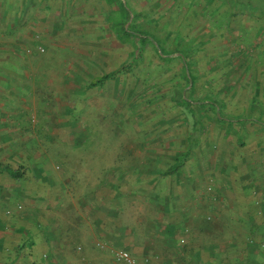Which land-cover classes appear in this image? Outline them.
I'll list each match as a JSON object with an SVG mask.
<instances>
[{"label": "rangeland", "instance_id": "obj_1", "mask_svg": "<svg viewBox=\"0 0 264 264\" xmlns=\"http://www.w3.org/2000/svg\"><path fill=\"white\" fill-rule=\"evenodd\" d=\"M248 13L264 17V0H0V164L24 176L0 173V264H49L29 258L35 240L12 230L33 208L55 203L40 194L75 192L76 179L86 190L88 177L102 175L116 194H140L128 200L129 213L175 205L182 223L184 191L166 196L171 164L186 151L181 178L199 177L202 163L262 173L264 56L253 62L252 50L244 53L249 36L239 34L263 35L264 27L248 24ZM243 118L255 125L236 122ZM211 176L203 195L215 208ZM178 227L148 244L169 243L179 264H197L185 262L194 241ZM208 235L215 247L216 234ZM260 245L248 251L264 252ZM95 247L109 263L137 264L121 244Z\"/></svg>", "mask_w": 264, "mask_h": 264}, {"label": "crops", "instance_id": "obj_2", "mask_svg": "<svg viewBox=\"0 0 264 264\" xmlns=\"http://www.w3.org/2000/svg\"><path fill=\"white\" fill-rule=\"evenodd\" d=\"M244 16H247L248 24L264 27V17L250 13ZM246 33L249 40L245 45L247 50L244 53L251 49L252 52L249 53V57L255 62L256 58L264 56V34L241 32L239 34L240 40ZM262 72L264 73V70ZM260 98L261 103H264V97L261 96ZM217 104V120L220 121L223 118L219 117L220 108ZM223 120L222 122H224ZM252 120L255 121L256 118H243L236 122L238 124L249 123L254 126V122H248ZM252 126H250L251 132ZM200 141H203L202 136ZM198 146L203 150L202 143L201 145L199 143ZM217 152L218 150H215L213 152L215 154H212L217 155ZM203 153L207 154L208 152L204 151ZM191 156L192 154L179 169H175L177 162L174 160L171 164L173 172L168 177L169 190L166 196L168 201L171 202L173 197H176L175 200L180 197L182 192H176L179 189L184 191V200L189 202V210L184 215L185 219L182 220V223L178 221L181 219L176 217L180 211L176 209L175 205L166 210L152 207L150 216L138 209L129 213L128 200L136 199V197H140V194L129 189L123 193L119 191L117 192L119 194H116L110 179L106 182V179L101 175L100 177H88L86 185L91 187L86 190L81 186L82 180L80 178L79 180L76 179L79 181L78 192L69 193L61 189L63 191L57 193L48 191L45 194H40V201H54L55 203L50 202L46 204V207H40L39 212H37V207L33 208L25 216L29 218L28 222L16 224V228L12 231L35 240L33 252L29 258L38 262L41 261L39 259L42 257L47 258L46 263L49 264H123V262H116L113 259L109 263V256L101 253L95 247V243L100 240L105 241V243L115 242L125 246L130 254L133 252L135 255L137 264H147L149 260L152 264H179L178 261L180 260L179 258L176 260L175 252L169 251L172 249L169 243L167 246L159 241L155 245L153 243L151 246L148 244L149 235H153L156 239L162 231L165 232L164 229L168 232L171 228L178 226V228L185 226L189 240L194 241L190 249L193 248L194 254L192 256L190 252L187 257L185 256V262L193 261L197 264H264V252L251 253L248 251L249 246L260 249V244L264 242V167L263 170L259 169L262 173L258 172L257 176L249 177L248 174L243 173L242 167L239 166H231L227 170L223 164L220 167L217 164L209 169L207 164L203 166L202 163L198 171L200 172L199 177L181 178L177 176L178 171L184 170L183 168ZM0 173L5 174L11 180L13 179L5 172L0 171ZM211 174L215 175L214 185L216 192L218 191L216 195L218 194L220 198L218 202L215 201V208L208 206L209 199L207 195H203L208 186V180L212 179ZM154 182L155 180L151 181L150 185L154 186ZM59 183L60 185L63 184L62 182ZM112 198L115 202L117 200L119 202L113 205ZM208 216L213 217L214 223L206 221ZM128 217L131 218L130 222ZM9 230L11 229H7V226L2 228V231ZM209 232L216 234L215 247L211 238L208 240ZM36 234L38 237H34ZM131 237L135 239L133 242ZM149 246L152 252L148 251ZM236 247L239 250L234 251L236 254L231 259L226 249ZM205 249L210 250V256L208 255L209 251L202 252ZM223 249L225 250L222 251Z\"/></svg>", "mask_w": 264, "mask_h": 264}, {"label": "trees", "instance_id": "obj_3", "mask_svg": "<svg viewBox=\"0 0 264 264\" xmlns=\"http://www.w3.org/2000/svg\"><path fill=\"white\" fill-rule=\"evenodd\" d=\"M181 58L184 59V57H181ZM190 154H191L190 151H188L187 153L183 154L179 158L178 163H177L175 169H179L183 165L184 161L189 157ZM0 171L5 172L6 174H8L10 177H12L15 180H18L19 178L22 177V171H20L18 169L16 170V169L11 168L9 166H2L0 164Z\"/></svg>", "mask_w": 264, "mask_h": 264}, {"label": "built area", "instance_id": "obj_4", "mask_svg": "<svg viewBox=\"0 0 264 264\" xmlns=\"http://www.w3.org/2000/svg\"><path fill=\"white\" fill-rule=\"evenodd\" d=\"M119 259L130 262L129 260V255L125 252H120L119 255L117 256Z\"/></svg>", "mask_w": 264, "mask_h": 264}]
</instances>
